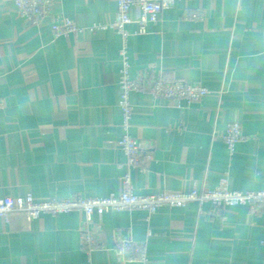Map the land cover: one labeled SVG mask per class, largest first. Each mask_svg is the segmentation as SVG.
Wrapping results in <instances>:
<instances>
[{
    "label": "crops",
    "instance_id": "obj_1",
    "mask_svg": "<svg viewBox=\"0 0 264 264\" xmlns=\"http://www.w3.org/2000/svg\"><path fill=\"white\" fill-rule=\"evenodd\" d=\"M52 13L78 30L55 37L49 16L28 24L13 0H0V198L107 196L121 191L125 174L139 194L264 186V0H175L145 33L128 36L131 77L149 69L207 88L190 104L130 92L127 132L151 153L135 166L116 143L126 131L123 40L110 27L116 1L54 0ZM233 120L244 138L229 152L222 135ZM84 217L74 209L0 218V264H264L262 207L108 211L92 218L102 247L88 248ZM118 236L144 242L147 261L118 256Z\"/></svg>",
    "mask_w": 264,
    "mask_h": 264
},
{
    "label": "built area",
    "instance_id": "obj_2",
    "mask_svg": "<svg viewBox=\"0 0 264 264\" xmlns=\"http://www.w3.org/2000/svg\"><path fill=\"white\" fill-rule=\"evenodd\" d=\"M19 14L28 24L38 25L45 17H50V29L55 37L78 30L75 22L63 14L52 13L54 0H13ZM117 17L110 23V27L120 33L123 46L119 50L122 68L118 84L120 93L118 106L122 115V126L126 129L130 124L133 106L129 94L133 90L148 91L156 97H165L174 100L177 104H190L199 101L206 93L207 88L199 83H189L182 80L168 78L162 74H155L149 69L142 70L135 77L129 74V59L126 52L127 38L132 33L143 34L149 22H155L160 12L174 5L175 0H115ZM136 11V16H134ZM192 17L198 14L193 12ZM136 22L138 27L134 32L127 29V25ZM2 101L0 100V108ZM229 152L233 151L237 142L244 138L240 122L233 120L228 123L222 135ZM117 145L126 155V163L138 165L142 157L149 158L150 151L143 144L131 136L127 129L117 140ZM204 202H209L210 213L218 214L226 205L247 204L252 208H264V186L258 190H234L226 185H219L210 190H162L156 193L139 194L134 192L128 174L122 178V189L107 196L85 197L73 194L65 198H51L36 201L30 193L0 198V218L7 219L11 212L25 214L28 220L36 218L42 213H61L74 209L82 210L84 223L81 226L80 241L83 248L102 247L98 240L95 227H91L94 215L101 216L105 212L122 209H143L153 213L160 208L186 206L193 203L198 208ZM113 250L128 261H147L144 242L133 241L129 237L118 236L115 239ZM219 264V263H218Z\"/></svg>",
    "mask_w": 264,
    "mask_h": 264
}]
</instances>
